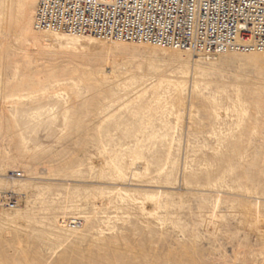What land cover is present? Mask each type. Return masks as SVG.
I'll return each mask as SVG.
<instances>
[{
    "label": "rangeland",
    "instance_id": "374dc122",
    "mask_svg": "<svg viewBox=\"0 0 264 264\" xmlns=\"http://www.w3.org/2000/svg\"><path fill=\"white\" fill-rule=\"evenodd\" d=\"M35 3L0 0V264H264V55L33 50Z\"/></svg>",
    "mask_w": 264,
    "mask_h": 264
},
{
    "label": "built area",
    "instance_id": "2783aa9c",
    "mask_svg": "<svg viewBox=\"0 0 264 264\" xmlns=\"http://www.w3.org/2000/svg\"><path fill=\"white\" fill-rule=\"evenodd\" d=\"M36 26L213 57L264 49V0H37Z\"/></svg>",
    "mask_w": 264,
    "mask_h": 264
},
{
    "label": "bare ground",
    "instance_id": "6f19581e",
    "mask_svg": "<svg viewBox=\"0 0 264 264\" xmlns=\"http://www.w3.org/2000/svg\"><path fill=\"white\" fill-rule=\"evenodd\" d=\"M36 5L37 0L34 6V9L31 11L29 18L27 20V24L25 25V28L20 32V37L23 39L24 44L29 49H38V43L40 42H52L55 40H61L64 41L67 44H75L79 46L84 45H91L94 48H98L99 45H102L104 47H116V46H134L137 45L143 52L147 53L151 56H162L167 57L168 59H183L188 57L190 54L191 56H204L207 59H214L217 56H222V58H227L229 55H237L239 53H250L254 55L263 54L264 55V49H249V50H238V49H227L213 57H208L203 54L199 53H192L189 50L180 49L173 46H162L157 43L153 42H147V41H126V40H120V39H112V38H105V37H98L94 35H88V34H82L77 32H66L51 28H39L36 26V19H35V11H36ZM30 21H32V29L35 33L30 32ZM40 34V36H39ZM46 38V39H45ZM106 72H101V78H111V71L109 73L105 74ZM179 88H182V83L178 82L176 84ZM13 175L20 176L21 173L19 171L13 172ZM12 190V187H9V191ZM8 199V200H7ZM7 200L5 203V207H13L14 204H16L18 198L13 195L9 194L6 195V198L0 197V211L3 203Z\"/></svg>",
    "mask_w": 264,
    "mask_h": 264
}]
</instances>
